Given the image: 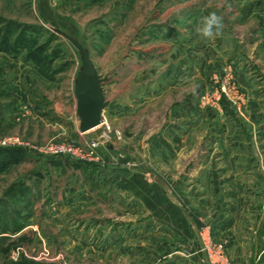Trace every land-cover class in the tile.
Listing matches in <instances>:
<instances>
[{"label": "rangeland", "instance_id": "obj_1", "mask_svg": "<svg viewBox=\"0 0 264 264\" xmlns=\"http://www.w3.org/2000/svg\"><path fill=\"white\" fill-rule=\"evenodd\" d=\"M212 12L222 27L203 39L196 27ZM64 35L105 78L104 124L84 135L74 97L81 56ZM196 74L201 86L184 99L179 89L186 80L195 85ZM186 101L232 130L224 143L234 155L222 149L212 160L221 185L236 182L242 194L220 198L214 220L191 213L200 227L189 236L142 215L130 190L100 176L139 174L181 208L175 168L165 167L170 151L156 145L161 131L151 122ZM137 143L138 159L128 154ZM58 146L76 154L49 151ZM0 148L23 151L11 161L0 157V264H202L209 242L228 256L236 243L247 264H264V0H0ZM234 209L236 227L227 231Z\"/></svg>", "mask_w": 264, "mask_h": 264}, {"label": "crops", "instance_id": "obj_2", "mask_svg": "<svg viewBox=\"0 0 264 264\" xmlns=\"http://www.w3.org/2000/svg\"><path fill=\"white\" fill-rule=\"evenodd\" d=\"M236 44L237 43L233 42L231 46L226 48H228V51H232V47H236ZM255 46L256 43L254 44V47ZM196 47H198V45L193 47V45L188 46L187 43L185 49H196ZM243 48V51L247 52L249 58L253 59L251 58L254 57L251 55H255L252 51L253 46L250 47V45L246 44L243 45ZM185 53V59L189 56H193L192 53ZM217 54L219 58L220 50H218ZM197 55L198 54L195 55L196 60ZM261 60L262 59L259 58L257 61L260 62ZM185 70H187L186 66ZM242 77V75H239L238 79L242 80ZM199 78L198 74H196L195 80H198H196L195 85H189L187 83L188 80L182 83L183 85H181L179 91L186 92V97L183 96L184 99L187 98L188 92L191 93V91L193 92L195 88H199L201 86V80L199 81ZM242 83L244 84V90L249 93L250 84H246L244 82ZM160 102V100H157L154 101V104L160 105ZM162 103L164 104L162 108H164L165 113H167L165 105H169V100H166L165 102L162 101ZM182 104L184 105L180 109L169 111L168 116L165 114L162 116L160 115V112H157L152 119L153 122H151V125L154 126L156 132L161 131L159 133V137L155 138L156 145L158 144L160 146L164 144L165 148L170 151V160L169 163H167L169 165L165 167L175 168L173 175L171 174L172 179L175 180L172 183V186L178 190L177 192H179L178 196L180 197L182 203V207L180 206L181 208L178 207L173 193H163L161 188H158L156 182H146L141 179L139 174L125 176L123 171L117 172L116 170L114 173H110L109 171L104 170L105 172L103 171L100 176L105 179L106 183L111 182V185H114V182H112L113 180L109 181V177H116V187L119 189L124 188L126 190H130L132 196L134 197L135 195L139 203H142V205L145 206L142 215L146 214L148 217L154 218V220L158 217L163 222L168 224L171 230H178L181 235L189 236L191 233L190 229L197 231L200 227L198 224H196V226L191 225V221H194L193 218L190 217L191 213H194L195 217L198 216L199 220L202 217H205L204 219L206 220H214L219 212L218 206L220 198L226 200L232 197L235 200L242 194L240 191L237 193L234 189L236 182L230 181L221 185L220 175L218 172L219 168L215 167L212 160V157L222 149H226L227 152L231 151L229 148L227 149V145H225L224 140L233 136L232 130L220 116L214 115V113L209 111L198 109L195 101H186ZM173 124H178V132H175L174 135H169L170 133H168V131L170 126ZM165 125H168V128H166ZM205 138L208 140V145L203 147L202 144ZM139 147L140 145L138 143L135 148L132 146L130 148L131 150H128L129 156L138 159ZM234 152L235 150L232 149L231 154L234 155ZM198 158L200 160H198ZM166 161L167 159L165 162ZM189 164L192 165V168H187ZM228 169L230 170V173L233 172V168ZM171 172L172 169L170 173ZM179 177L181 180H184L182 182H177V180L179 181ZM230 214L231 224H229L227 226L228 229H226L227 231L230 229L234 231L236 227L234 223L237 216L235 209L230 212ZM195 220L197 222L199 221L196 218ZM220 231L221 230H218L217 235ZM237 249L236 243L229 249V257L231 261L234 264L249 263L241 257L239 253L240 250L239 248ZM201 263H205L203 255L201 256Z\"/></svg>", "mask_w": 264, "mask_h": 264}, {"label": "water", "instance_id": "obj_3", "mask_svg": "<svg viewBox=\"0 0 264 264\" xmlns=\"http://www.w3.org/2000/svg\"><path fill=\"white\" fill-rule=\"evenodd\" d=\"M64 38L81 56V71L76 78L74 97L76 117L79 121L78 131L85 134L97 129L103 123V112L108 105L103 91L105 78L98 75L89 52L79 42L67 35H64Z\"/></svg>", "mask_w": 264, "mask_h": 264}, {"label": "built area", "instance_id": "obj_4", "mask_svg": "<svg viewBox=\"0 0 264 264\" xmlns=\"http://www.w3.org/2000/svg\"><path fill=\"white\" fill-rule=\"evenodd\" d=\"M103 124H104V122L102 123L101 126H103ZM82 135H84V134H82ZM100 140L103 141L104 139L101 138ZM8 143H7V145H8ZM98 144H99V140L92 141V142H90V147L96 148L98 146ZM2 145L5 146L6 143L3 142ZM49 151L52 154H56V155L68 154V153L74 154V152H75L70 147H63V146L51 148ZM75 154H76V152H75ZM202 252L205 256V260H206L207 264H233L232 261L230 260L229 256H228V254H226L225 251L223 250L222 244H220V243L218 245H214V244H212V242L206 243V244H204V246L202 248Z\"/></svg>", "mask_w": 264, "mask_h": 264}, {"label": "clouds", "instance_id": "obj_5", "mask_svg": "<svg viewBox=\"0 0 264 264\" xmlns=\"http://www.w3.org/2000/svg\"><path fill=\"white\" fill-rule=\"evenodd\" d=\"M221 27L222 17L212 12L201 18L196 27V32L203 39H213L219 35Z\"/></svg>", "mask_w": 264, "mask_h": 264}, {"label": "trees", "instance_id": "obj_6", "mask_svg": "<svg viewBox=\"0 0 264 264\" xmlns=\"http://www.w3.org/2000/svg\"><path fill=\"white\" fill-rule=\"evenodd\" d=\"M23 151L21 149H16V148H0V157L5 156L7 157L10 161L16 157V155L21 154ZM18 264H26V262L22 261Z\"/></svg>", "mask_w": 264, "mask_h": 264}]
</instances>
